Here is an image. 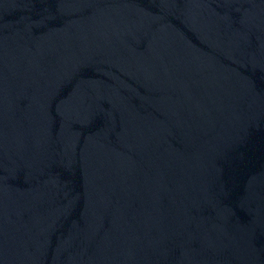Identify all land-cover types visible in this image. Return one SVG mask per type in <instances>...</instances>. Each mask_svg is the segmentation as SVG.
I'll list each match as a JSON object with an SVG mask.
<instances>
[{"label": "water", "instance_id": "95a60500", "mask_svg": "<svg viewBox=\"0 0 264 264\" xmlns=\"http://www.w3.org/2000/svg\"><path fill=\"white\" fill-rule=\"evenodd\" d=\"M0 264H264V0H0Z\"/></svg>", "mask_w": 264, "mask_h": 264}]
</instances>
